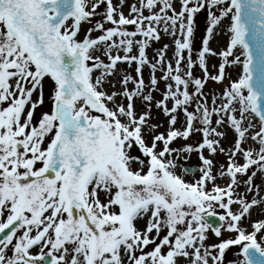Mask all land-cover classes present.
Here are the masks:
<instances>
[{"label": "snow or ice", "instance_id": "snow-or-ice-1", "mask_svg": "<svg viewBox=\"0 0 264 264\" xmlns=\"http://www.w3.org/2000/svg\"><path fill=\"white\" fill-rule=\"evenodd\" d=\"M0 264H264V0H0Z\"/></svg>", "mask_w": 264, "mask_h": 264}, {"label": "rangeland", "instance_id": "rangeland-1", "mask_svg": "<svg viewBox=\"0 0 264 264\" xmlns=\"http://www.w3.org/2000/svg\"><path fill=\"white\" fill-rule=\"evenodd\" d=\"M201 25H202V22H201ZM231 258H232V254L228 253V259H231Z\"/></svg>", "mask_w": 264, "mask_h": 264}]
</instances>
